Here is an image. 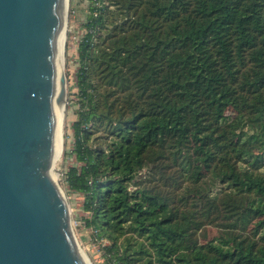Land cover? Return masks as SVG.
<instances>
[{
    "label": "trees",
    "instance_id": "16d2710c",
    "mask_svg": "<svg viewBox=\"0 0 264 264\" xmlns=\"http://www.w3.org/2000/svg\"><path fill=\"white\" fill-rule=\"evenodd\" d=\"M87 1L65 175L107 263L264 264V0Z\"/></svg>",
    "mask_w": 264,
    "mask_h": 264
},
{
    "label": "water",
    "instance_id": "95a60500",
    "mask_svg": "<svg viewBox=\"0 0 264 264\" xmlns=\"http://www.w3.org/2000/svg\"><path fill=\"white\" fill-rule=\"evenodd\" d=\"M64 14L65 0H0V264H88L52 166Z\"/></svg>",
    "mask_w": 264,
    "mask_h": 264
},
{
    "label": "rangeland",
    "instance_id": "374dc122",
    "mask_svg": "<svg viewBox=\"0 0 264 264\" xmlns=\"http://www.w3.org/2000/svg\"><path fill=\"white\" fill-rule=\"evenodd\" d=\"M88 13L87 0H67L65 10V42L63 55V74L65 77V106L63 109L61 152L59 159L54 165L56 179L61 187L67 201L71 227L79 247L90 264H108L103 255V246L107 245L105 239H97L93 229L86 227L84 219L90 214L82 209L83 196L71 192L66 180V172L71 167L79 169L81 163L77 161L73 152L74 137L72 126L77 118L79 100L76 85L77 71V44L84 35V23ZM264 98V96H263ZM262 98V99H263ZM232 110H228L227 115L231 116ZM253 167L251 166V169ZM250 169V171H252ZM145 170L139 173L135 181L143 179ZM133 186L131 185L130 188ZM178 204L186 210H192L197 206L195 196L177 195ZM217 235V228L207 226L199 231L191 230L185 240L183 249L190 250L195 244H203ZM253 233L248 235V241L253 238Z\"/></svg>",
    "mask_w": 264,
    "mask_h": 264
},
{
    "label": "bare ground",
    "instance_id": "6f19581e",
    "mask_svg": "<svg viewBox=\"0 0 264 264\" xmlns=\"http://www.w3.org/2000/svg\"><path fill=\"white\" fill-rule=\"evenodd\" d=\"M66 0H65V10H66ZM64 21H65V14H64ZM63 21V25L59 29V35H58V55H57V71H58V95L60 91L64 88V74H63V55H64V42H65V24ZM63 109L64 106L61 102H58V113H59V125H58V145L56 152L53 157L52 166L54 168V165L56 161L59 159L60 152H61V135H62V121H63ZM57 175L55 174L54 179H56ZM57 180V179H56ZM83 254V252H82ZM85 260L88 264L89 261L83 254Z\"/></svg>",
    "mask_w": 264,
    "mask_h": 264
}]
</instances>
